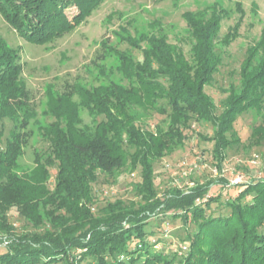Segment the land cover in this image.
Returning a JSON list of instances; mask_svg holds the SVG:
<instances>
[{
	"label": "trees",
	"instance_id": "obj_1",
	"mask_svg": "<svg viewBox=\"0 0 264 264\" xmlns=\"http://www.w3.org/2000/svg\"><path fill=\"white\" fill-rule=\"evenodd\" d=\"M104 1L0 0V13L26 41L45 44L74 30ZM72 7L78 11L70 17ZM224 15L216 8L209 16L185 13L194 38L191 58L164 34L121 35L122 42L142 52V60L102 40L118 56V69L128 84H78L75 91L59 95L49 88L46 110L54 120L40 130L51 147L48 153L35 151L29 171L19 170V159L37 111L22 78L20 50L0 36V118L13 122L0 151V243L6 248L0 264H85L90 259L94 264H137L140 259V264H172L166 253L154 249L157 243L148 239L147 231L151 218L171 210L186 226L190 221L196 226L180 264H264V178L249 181L227 200L225 215L207 214L219 200L207 197L213 179L188 190L172 186L162 194L155 184V162L185 142L191 120L212 125V134L204 138L213 142L215 166L222 171L228 148L241 142L234 131L237 118L264 107V54L256 60L264 49V31L247 51L239 83L226 89L219 114L205 90L222 64L217 44L227 46L235 38L231 31L219 38ZM82 106L93 115L92 129L81 126ZM139 110L165 114L170 122L146 128L139 124ZM251 138L253 144L264 142V124ZM53 166L57 171L50 187ZM126 167L141 168L135 185L140 199L126 203L118 198L98 206L94 186L100 175L114 178ZM14 206L35 232L18 233L7 221Z\"/></svg>",
	"mask_w": 264,
	"mask_h": 264
},
{
	"label": "rangeland",
	"instance_id": "obj_2",
	"mask_svg": "<svg viewBox=\"0 0 264 264\" xmlns=\"http://www.w3.org/2000/svg\"><path fill=\"white\" fill-rule=\"evenodd\" d=\"M215 8L225 11L219 38L222 40L229 31L235 33V38L229 45L217 44L216 50L222 55V64L214 74L213 81L205 87L206 92L214 98L216 112L219 114L223 109V100L228 95L226 89L232 83L237 85L240 81L241 65L248 49L262 38L264 0H105L74 30L45 44L26 41L0 13V36L20 50L22 78L29 90L32 107L37 111V116L29 125L31 135L25 152L19 159V170L29 171L35 166L36 150L45 153L50 151L51 142L40 130L41 125L54 120L52 114L46 110L49 88L59 95L75 91L78 84L95 87L111 80L128 84L127 78L118 69V56L109 46H104L102 40H107L109 45L128 50L136 59L142 60V52L122 42L121 35L164 34L191 58L194 38L185 13L191 11L197 15L203 13L209 16ZM77 11L76 7L67 10L70 17ZM263 54L264 49L260 48L256 60H260ZM74 99L78 102L81 100L77 92ZM80 116L81 126L94 128L93 115L86 107L80 108ZM100 119L102 116L98 117ZM138 119L139 124L146 128H153L157 124L166 127L170 122L167 115L156 111L139 110ZM263 124L264 107L262 110L253 108L237 118L234 131L241 142L228 148L223 170L220 171L216 168L212 155L213 142L204 138L212 134V125L191 120V126L184 130L185 142L175 146L171 152L155 162V184L158 192L162 194L168 188L179 185V182V186L188 190L194 183L213 179L207 197L217 196L219 200L211 203L207 214H228L226 201L236 197L249 181L264 178V142L259 145L251 143L252 132ZM12 125L9 118H0V151L5 149ZM192 166L194 170L190 172ZM50 171L48 184L53 187L57 167H50ZM140 171V167L134 170L126 167L114 178L101 174L94 186L99 199L98 206L118 198L126 203L139 200L135 185L141 180ZM240 177L241 180L236 182ZM174 213L175 210H171L165 215L151 218L147 231L148 239L157 243L154 249L166 253L168 259H173L172 264H180L181 258L188 252V235L194 234L196 226L192 221L186 226L180 217L173 216ZM6 218L18 233L32 234L36 231L15 206L8 211ZM260 229L264 231V226ZM185 245L187 248L184 250ZM5 249L0 243V253ZM142 261L140 259L137 264ZM85 264L94 263L90 259Z\"/></svg>",
	"mask_w": 264,
	"mask_h": 264
},
{
	"label": "built area",
	"instance_id": "obj_3",
	"mask_svg": "<svg viewBox=\"0 0 264 264\" xmlns=\"http://www.w3.org/2000/svg\"><path fill=\"white\" fill-rule=\"evenodd\" d=\"M193 170H194V166L191 167L190 172H192ZM239 180H241V177L240 178H237L236 179V182H238ZM178 184L181 185L180 182ZM107 193H108V191L106 190L105 191V194H107ZM186 248H187V246L185 245L183 249L185 250Z\"/></svg>",
	"mask_w": 264,
	"mask_h": 264
}]
</instances>
